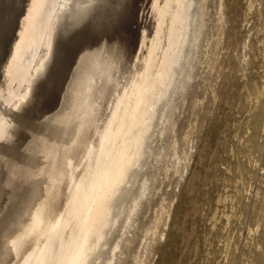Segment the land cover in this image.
Wrapping results in <instances>:
<instances>
[{"label": "rangeland", "instance_id": "1", "mask_svg": "<svg viewBox=\"0 0 264 264\" xmlns=\"http://www.w3.org/2000/svg\"><path fill=\"white\" fill-rule=\"evenodd\" d=\"M6 1H0L2 33L13 29L14 9L22 10L26 2ZM142 2L132 1L125 28L138 30L149 21L151 11ZM171 3L173 9L178 4L180 15L181 28L174 32L186 30L183 44L177 40L168 50L164 72L172 82L161 98L166 80L154 83L144 107L145 127L138 124L132 133L136 142L145 137L142 155L118 182L110 204L99 201L105 215L95 222L92 241L78 251L77 260L264 264V0ZM10 29L3 33L5 42L0 35L1 56ZM85 32L96 41L104 38L102 32L87 29L84 37ZM110 35L101 43L88 39L95 42L92 47L108 39L114 44ZM159 43L151 71L160 62Z\"/></svg>", "mask_w": 264, "mask_h": 264}, {"label": "bare ground", "instance_id": "2", "mask_svg": "<svg viewBox=\"0 0 264 264\" xmlns=\"http://www.w3.org/2000/svg\"><path fill=\"white\" fill-rule=\"evenodd\" d=\"M132 1L16 0L23 8L9 14L0 61V264H84L78 251L105 215L99 201L110 204L142 155L145 137L136 142L133 131L148 116L154 83L166 80L160 98L170 87L168 50L186 30L174 32V0H145L149 21L125 28ZM87 29L114 33V44L98 38L104 44L92 47L100 41L91 44Z\"/></svg>", "mask_w": 264, "mask_h": 264}]
</instances>
